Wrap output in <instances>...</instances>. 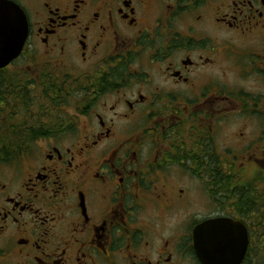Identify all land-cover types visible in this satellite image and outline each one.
Returning <instances> with one entry per match:
<instances>
[{"label":"flooded vegetation","instance_id":"1","mask_svg":"<svg viewBox=\"0 0 264 264\" xmlns=\"http://www.w3.org/2000/svg\"><path fill=\"white\" fill-rule=\"evenodd\" d=\"M0 2V264H264V0Z\"/></svg>","mask_w":264,"mask_h":264},{"label":"water","instance_id":"2","mask_svg":"<svg viewBox=\"0 0 264 264\" xmlns=\"http://www.w3.org/2000/svg\"><path fill=\"white\" fill-rule=\"evenodd\" d=\"M26 39L25 17L21 10L12 3L0 2V67L8 65L21 52ZM220 221L213 220L203 223L201 229L214 230ZM243 247L239 253V259L233 264H238L244 255ZM212 251H217L215 244ZM199 258L204 264H216L213 259H207L198 252Z\"/></svg>","mask_w":264,"mask_h":264},{"label":"trees","instance_id":"3","mask_svg":"<svg viewBox=\"0 0 264 264\" xmlns=\"http://www.w3.org/2000/svg\"><path fill=\"white\" fill-rule=\"evenodd\" d=\"M0 143H4L7 145L8 142H0ZM229 187L230 186H227V188ZM248 189H249L248 186H244L241 190H239V194H240L239 196L244 198L250 197L251 192Z\"/></svg>","mask_w":264,"mask_h":264}]
</instances>
